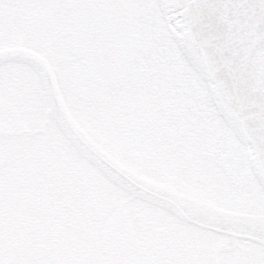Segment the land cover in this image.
Wrapping results in <instances>:
<instances>
[{"label":"snow or ice","instance_id":"6c2138e0","mask_svg":"<svg viewBox=\"0 0 264 264\" xmlns=\"http://www.w3.org/2000/svg\"><path fill=\"white\" fill-rule=\"evenodd\" d=\"M0 264H264V0H0Z\"/></svg>","mask_w":264,"mask_h":264}]
</instances>
